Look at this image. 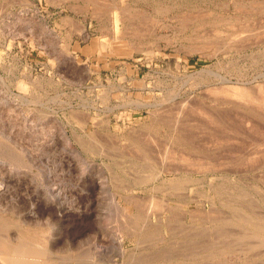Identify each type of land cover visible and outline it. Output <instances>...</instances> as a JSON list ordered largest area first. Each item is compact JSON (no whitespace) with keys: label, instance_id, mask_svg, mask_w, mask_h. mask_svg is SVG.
I'll use <instances>...</instances> for the list:
<instances>
[{"label":"rangeland","instance_id":"obj_1","mask_svg":"<svg viewBox=\"0 0 264 264\" xmlns=\"http://www.w3.org/2000/svg\"><path fill=\"white\" fill-rule=\"evenodd\" d=\"M263 31L264 0H0V264H264Z\"/></svg>","mask_w":264,"mask_h":264},{"label":"bare ground","instance_id":"obj_2","mask_svg":"<svg viewBox=\"0 0 264 264\" xmlns=\"http://www.w3.org/2000/svg\"><path fill=\"white\" fill-rule=\"evenodd\" d=\"M25 1H26V0H25ZM253 3H254V2H253ZM115 5H116V4H115ZM250 8H251V7H250ZM245 9H246V8H245ZM98 10H100V9H98ZM122 10H123V9H122ZM157 10H158V9H157ZM255 10H256V9H255ZM101 12H102V11H101ZM103 12H104V11H103ZM126 12H127V11H126ZM120 13H121V12H120ZM209 13H210V12H209ZM96 14H97V12H96ZM122 14H123V13H122ZM148 14H149V13H148ZM196 15H197V14H196ZM127 16H128V14H127ZM99 17H100V16H99ZM118 18H119V17H118ZM118 18H117V19H118ZM122 19H125V18L122 17ZM246 20H247V19H246ZM249 20H250V19H249ZM223 21H224V20H223ZM223 21H222V22H223ZM247 21H248V20H247ZM180 22H181V21H180ZM186 22H187V21H186ZM186 22H184V23H186ZM219 22H220V21H219ZM129 23H130V22H129ZM138 24H139V23H138ZM181 24H182V23H181ZM236 24H237V23H236ZM236 24H234V25H236ZM238 24H239V23H238ZM238 24H237V25H238ZM244 24H245V23H244ZM248 24H249V23H248ZM184 25H185V24H184ZM232 25H233V24H232ZM232 25H231V26H232ZM245 25H247V24H245ZM250 25H251V24H250ZM186 26H187V25H186ZM223 26H224V25H223ZM228 27H229V26H228ZM233 27H234V26H233ZM250 27H251V26H250ZM223 28H224V27H223ZM127 29H128V28H127ZM234 29H235V28H234ZM142 31H143V29H142ZM149 31H150V30H149ZM182 31H183V30H182ZM182 31H181V32H182ZM220 31H221V30H220ZM217 32H218V31H217ZM263 32H264V31H263ZM135 33H136V32H135ZM143 33H144V32H143ZM246 33H247V32H246ZM246 33H245V34H246ZM249 33H250V32H249ZM252 33H253V31H252ZM254 33H255V32H254ZM254 33H253V34H254ZM226 34L229 35V33H226ZM247 34H248V33H247ZM250 34H251V33H250ZM250 34H248L249 36L244 35V34H243V35H244V36H247V37H250V36H251ZM256 34H257V33H256ZM256 34H255V35H256ZM262 34H263V33H262ZM137 35H138V34H137ZM255 35H254V36H255ZM257 35H260V34H257ZM139 36H140V35H139ZM207 37H208V36H207ZM229 37H230V35H229ZM240 37H241V36H240ZM237 38H239V35H238ZM241 38H242V37H241ZM235 39H236V38H235ZM235 39H234V40H235ZM239 39H240V38H239ZM250 39H251V40L254 39L253 36H252V38H250ZM206 40H207V39H206ZM234 40H232V42H231L230 40H229V42L226 41V44H227V43H232V44L234 45L235 42H237V41H234ZM236 40H237V39H236ZM243 40H245V39H242V40H240L239 42H241V41L243 42ZM247 40H248V39H247ZM247 40H245L244 42L247 43ZM251 40H249L248 42H250ZM256 40H257V37H256ZM222 41H223V40H222ZM233 42H234V43H233ZM244 42H243V43H244ZM243 43H242V44H243ZM255 43H256V42H255ZM249 44H251V43H249ZM230 45H231V44H230ZM233 45H232V46H233ZM244 45H245V44H244ZM253 45H254V44H253ZM216 46H217V45H216ZM216 46L214 47V45H213L214 48H213V47H212V48L209 47V48H211L212 51H213V49H215V48L219 50V48H217V47H219V46H217V47H216ZM232 46H231V47H232ZM201 49H202V48H201ZM211 49H210L209 52H211ZM229 49H230V48H229ZM231 49H232V48H231ZM203 50H204V49H203ZM214 52H215V50L213 51V53H214ZM211 53H212V52H211ZM213 53H212V54H213ZM215 53H216V52H215ZM213 55H214V54H213ZM241 89H242V90H241ZM241 89H240V91L237 92L238 94H242V95H244V96H245V95H248L247 97L250 96V93H249L248 89H247V90H245L246 88H244V89L241 88ZM226 92H227V90H226ZM250 92H251V91H250ZM247 93H248V94H247ZM262 93H263V92H262ZM238 94H237V95H238ZM254 94H255V93H254ZM254 94H253V95H254ZM260 94H261V93H260ZM238 96H239V95H238ZM260 96H261V95H260ZM240 97H241V96H240ZM244 98H246V96H245ZM263 98H264V96H263ZM249 99H250V98H249ZM261 99H262V98H261ZM247 100H248V98H247ZM251 100H254V99L251 98ZM258 100H260V99H258ZM248 101H249V100H248ZM255 101H256V100H255ZM255 101H254V102H255ZM261 101H262V100H261ZM263 101H264V100H263ZM139 102H140V101H139ZM184 102H186V104H187V101H184ZM250 102H251V101H250ZM133 103H134V102H133ZM139 104H140V103H139ZM142 104H143V103H142ZM142 104H140V105L143 106ZM144 104H145V103H144ZM245 104H246V103H245ZM262 104H263V102H262ZM145 105H147V104H145ZM183 105H184V104H183ZM259 105H260V104H259ZM188 106H189V105H188ZM195 106H196V105H195ZM247 106H248V104H247ZM181 107H182V106H181ZM181 107H180V109H181ZM186 107H187V106H186ZM252 107H254V106H252ZM182 108H183V107H182ZM190 108H192V105L190 106ZM159 109H160V108H159ZM185 109L187 110V108H185ZM182 110H183V109H182ZM186 110H184V111H186ZM202 110H203V109H202ZM158 111H159V110H157V113H159ZM197 111H198V110H197ZM161 112H162V111H161ZM172 112H173V111H172ZM257 112H258V111H257ZM181 113H183V112H182V111H181L180 113L177 112V114H179V115H181ZM184 113H185V112H184ZM261 113H262V112H261ZM261 113H260V114H261ZM263 113H264V112H263ZM200 114H201V113H200ZM205 114H206V113H205ZM207 114H208V113H207ZM209 114H211V113H209ZM186 115H187V112H186ZM186 115H185V117H186ZM216 115H217V114H216ZM212 116H213V115H212ZM176 117H178V115H176ZM185 117H184V118H185ZM158 118H159V117H158ZM178 118H179V117H178ZM211 118H212V117H211ZM156 119H157V118H156ZM159 119H160V118H159ZM173 119H174V118H173ZM176 119H177V118H176ZM187 119H188V118H187ZM206 119H208V117H207ZM215 119H216V118H215ZM217 119H218V118H217ZM220 119H221V118H220ZM171 120H172V119H171ZM177 120H178V119H177ZM181 120H182V119H181ZM185 120H186V118H185ZM254 120H255V119H254ZM163 121H165V120H163ZM188 121H189V119H188ZM249 121H250V120H249ZM249 121H248V122H249ZM251 121H252V120H251ZM165 122H167V120H166ZM170 122H171V121H170ZM172 122H174V120H172ZM176 122H177V121H176ZM178 122H179V121H178ZM213 122H214V121H213ZM219 122H220V121H219ZM167 123H168V122H167ZM174 123H175V122H174ZM181 123H182V122H180V123H178V124H181ZM185 123H186V122H185ZM188 123H189V122H188ZM195 123H196V122H195ZM249 123H250V122H249ZM178 124H177V125H178ZM192 124H193V122H192ZM192 124H191V125H192ZM219 124L221 125V123H219ZM250 124H251V123H250ZM252 124H253V123H252ZM254 124H257V122L254 123ZM172 125H173V124H172ZM188 125H189V124H188ZM247 125H248V124H247ZM257 125L260 127L259 124H257ZM178 126H179V125H178ZM183 126H184V125H183ZM183 126H182V124H181V127H183ZM196 126H197V125H196ZM196 126H195V127H196ZM193 127H194V126H193ZM251 127H252V125H251ZM259 127H257V128H259ZM185 128H186V127H185ZM189 128H190V127H189ZM254 128H256V127H254ZM261 128H262V127H261ZM176 129H177V127H176ZM204 129H205V128H204ZM204 129H203V130H204ZM223 129H224V128H223ZM228 129H229V128H228ZM177 130H178V129H177ZM179 130H180V129H179ZM181 130H182V128H181ZM206 130H207V129H206ZM212 130H214V129H212ZM233 130H234V129H233ZM236 130H237V129H236ZM236 130H235V131H236ZM182 131H184V129H183ZM182 131H181V132H182ZM187 131H188V129H187ZM209 131H210V130H209ZM217 131H218V130H217ZM224 131H225V130H224ZM235 131H234V133H235ZM259 131H260V130H259ZM181 132H180V133H181ZM185 132H186V131H185ZM185 132H184V133H185ZM229 132H230V131H229ZM255 132H257V131H255ZM262 132H263V131H262ZM182 133H183V132H182ZM187 133H188V132H187ZM221 133H222V132H221ZM257 133H258V132H257ZM188 134H189V133H188ZM188 134H187V135H188ZM208 134H209V133H208ZM225 134H226V133H225ZM235 134H236V133H235ZM238 134H239V133H238ZM244 134H245V133H244ZM183 135H184V134H183ZM210 135H211V134H210ZM239 135H240V134H239ZM241 135H242V134H241ZM195 136H196V135H195ZM220 136H221V135H220ZM251 136H252V135H251ZM257 136H258V135H257ZM230 137H231V136H230ZM247 137H248V135H247ZM254 137H255V136H254ZM263 137H264V136H263ZM188 138H189V137H188ZM222 138H223V137H222ZM236 138H237V137H236ZM242 138H243V137H242ZM242 138H241V139H242ZM244 138H245V136H244ZM91 139H92V138H91ZM182 139H183V138H182ZM214 139H215V138H214ZM223 139H224V138H223ZM247 139H249V138H247ZM261 139H262V138H261ZM94 140H95V139H94ZM183 140H184V139H183ZM187 140H188V139H187ZM218 140H219V139H218ZM224 140H225V139H224ZM244 140H245V139H244ZM192 141H193V140H192ZM220 141H221V140H220ZM253 141H254V140H253ZM96 142H97V141H96ZM188 142H189V140H188ZM218 142H219V141H218ZM237 143H238V142H237ZM195 144H196V143H195ZM5 145H6V144H5ZM187 145H188V144H187ZM230 145H231V144H230ZM95 146H96V145H95ZM131 146H132V145H131ZM194 146H195V145H194ZM232 146H233V145H232ZM90 147H91V146H90ZM198 147H199V146H198ZM261 147H262V146H261ZM168 148H169V147H168ZM141 149H142V148H141ZM145 149H146V148H145ZM164 149H165V148H164ZM170 149H171V148H170ZM154 150H155V149H154ZM166 150H167V149H166ZM171 150H172V149H171ZM171 150H170V151H171ZM150 151H152V150H150ZM253 151H254V150H253ZM161 152H162V151H161ZM250 152H251V151H250ZM260 152H261V151H260ZM158 153H159V152H158ZM163 154H164V153H163ZM172 154H173V153H172ZM244 154H245V153H244ZM159 155H160V154H159ZM168 155H169V154H168ZM241 155H242V154H241ZM250 155H251V154H250ZM257 155H258V154H257ZM170 156H171V155H170ZM237 156H238V155H237ZM262 156H263V154H262ZM14 157H15V156H14ZM140 157H141V156H140ZM145 157H146V156H145ZM164 157H165V156H164ZM235 157H236V156H235ZM239 157H240V155H239ZM239 157H237V158H239ZM252 157H253V156H252ZM170 158H171V157H170ZM189 158H190V157H189ZM189 158H188V159H189ZM246 158H247V157H246ZM246 158H245V159H246ZM254 158H255V157H254ZM141 159H142V158H141ZM168 159H169V158H167V160H168ZM234 159H235V158H234ZM263 159H264V158H263ZM165 160H166V158H165ZM165 160L163 159L162 162L165 161ZM167 160H166V161H167ZM183 160H184V159H183ZM189 160H191V159H189ZM189 160H187V161H189ZM194 160H196V158H195ZM197 160H198V159H197ZM166 161H165V162H166ZM168 161H169V160H168ZM171 161H172V160H171ZM173 161H174V160H173ZM208 161H209V160H208ZM210 161H211V159H210ZM210 161H209V162H210ZM212 161H213V160H212ZM235 161H237V159H236ZM239 161H240V160H239ZM156 162H157V161H156ZM177 162H178V161H177ZM179 162H180V161H179ZM202 162H203V161H202ZM230 162L232 163V161H230ZM192 163H193V162H192ZM195 163H196V162H195ZM205 163H206V161H205ZM210 163H211V162H210ZM169 164H170V163H169ZM164 165H165V164H164ZM202 165H203V163H202ZM206 165H208V164H206ZM257 165H258V164H257ZM198 166H199V165H198ZM200 166H201V165H200ZM202 167H203V166H202ZM202 167H201V168H202ZM205 167H206V166H205ZM209 167H210V166H209ZM184 168H185V167H184ZM192 168H193V167H192ZM192 168H191V169H192ZM210 168H211V167H210ZM171 169H172V168H171ZM196 169H198V168H196ZM206 169H207V167H206ZM206 169H205V170H206ZM209 170H210V169H209ZM185 171H186V170H185ZM140 182H141V181H140ZM175 183H176V182H175ZM173 186H174V185H173ZM173 186H172V187H173ZM179 189H180V188H179ZM175 191H176V190H175ZM153 196H154V195H153ZM151 197H152V196H151ZM137 198H138V197H137ZM152 198H153V197H152ZM150 199H151V198H150ZM159 199H161V198H159ZM152 200H153V199H152ZM155 200H156V199H154V201H155ZM147 201H148V200H147ZM227 201H228V200H227ZM151 202H152V201H150V203H151ZM163 202H164V201H163ZM154 203H155V202H154ZM154 203H153V204H154ZM133 204H134V203H133ZM146 204H147V203H146ZM148 204H149V203H148ZM153 204H152V206L154 207ZM161 205H164V204H161ZM161 205H160V203H158V202L155 204L156 207H161ZM168 205H169V204H168ZM176 205H177V204H176ZM147 206H148V205H147ZM165 206H166V205H165ZM150 207H151V206H150ZM150 207H149V208H150ZM162 207H163V206H162ZM162 207H161V208H162ZM166 207H169V206H166ZM172 207H173V206H172ZM174 207H175V206H174ZM234 207H235V206H234ZM143 208H144V207H143ZM176 208H177V207H176ZM178 208H179V207H178ZM231 208H232V207H231ZM153 209H155V208H153ZM169 209H170V208H169ZM172 209H173V208H172ZM142 210H143V209H142ZM158 210H159V208H158ZM161 210H162V209H160V211H161ZM167 210H168V209H167ZM237 210H238V209H237ZM154 211L156 212V210H154ZM238 211H239V210H238ZM147 212H148V210H147ZM150 212H151V211H150ZM193 212H194V211H193ZM193 212H192V213H193ZM234 212H235V211H234ZM172 213H173V212H172ZM239 213H241V212H239ZM243 213H244V212H243ZM254 213H255V212H254ZM256 213H257V212H256ZM141 214H142V213H141ZM147 214H148V213H147ZM147 214H146V215H147ZM174 214H175V213H174ZM180 214H182V213H180ZM197 214H198V213H197ZM130 215H131V214H130ZM175 215H176V214H175ZM242 215H243V214H242ZM173 216H174V215H173ZM193 216H194V215H193ZM212 216H214V215H212ZM249 216H250V215H249ZM249 216L246 215V218H250V220L253 219L251 216H250V217H249ZM178 217H179V216H178ZM199 217H200V216H199ZM207 217H208V216H207ZM218 217H219V216H218ZM221 217H222V216H221ZM237 217H240V216H237ZM241 217H242V216H241ZM241 217H240V218H241ZM243 217H244V216H243ZM243 217H242V218H243ZM168 218H169V217H168ZM202 218H203V217H202ZM211 218H212V217H211ZM211 218H210V219H211ZM228 218H229V217H228ZM228 218H227V219H228ZM244 218H245V217H244ZM244 218H243V219H244ZM246 218H245V220H248V219H246ZM230 219H231V218H230ZM236 219H237V218H236ZM131 220H133V219H131ZM238 220H239V218H238ZM250 220H249V221H250ZM147 221H148V220H147ZM163 221H164V220H163ZM229 221H230V220H229ZM243 221H244V220H243ZM251 221H252V220H251ZM251 221H250V222H251ZM129 222H130V221H129ZM155 222H156V221H155ZM160 222H161V221H160ZM164 223H166V221H164ZM167 223H168V222H167ZM173 223H174V222H173ZM229 223H230V222H229ZM255 223H256V222H255ZM262 223H263V222H262ZM131 224H132V223H131ZM136 224H137V222H136ZM153 224H154V223H153ZM155 224H156V223H155ZM245 224H246V222H245ZM250 224H251V223H250ZM258 224H259V223H256V225H258ZM263 224H264V223H263ZM129 225H130V224H129ZM141 225H142V224H141ZM252 225H253V223H252ZM256 225H255V227H257ZM156 227H157V226H156ZM165 227H166V226H165ZM167 227H168V226H167ZM252 227H254V226H252ZM255 227H254L253 229H256ZM262 227H263V225L261 224V229H262ZM257 228H259V227H257ZM251 229H252V228H251ZM251 229H250V230H251ZM253 229H252V230H253ZM263 229H264V228H263ZM132 230H133V229H132ZM138 230H140V229H138ZM259 230H260V228H259ZM155 231H156V230H155ZM160 231H161V230H160ZM129 232H130V231H129ZM249 232H250V231H249ZM249 232H248V234L252 233V231H251L250 233H249ZM253 233H254V231H253ZM257 233H258V237H260L259 231H258ZM196 234H197V232H196ZM24 235H25V234H24ZM246 235H247V234H246ZM246 235H245V236H246ZM250 235H251V234H250ZM252 235L254 236V235H256V233H255V234H252ZM253 236H252V237H253ZM256 236H257V235H256ZM263 236H264V235H263ZM263 236H261V237H263ZM258 237H257V238H258ZM261 237H260V238H261ZM23 238H24V237H23ZM239 238H240V237H239ZM246 238H247V237H246ZM263 238H264V237H263ZM0 240H1V239H0ZM260 241H261V243L264 245V239H263V240H260ZM262 241H263V242H262ZM4 242L6 243V241H4ZM29 242H30V241H29ZM257 242H258V241H257ZM1 245H2V244H1ZM1 245H0V248H1ZM3 245H4V243H3ZM252 245H254V243H253ZM256 246H257V245H256ZM261 246H262V245H261ZM254 247H255V246H254ZM255 248H256V247H255ZM75 249H76V248H75ZM221 249H222V248H221ZM182 250H183V249H182ZM216 251H217V250H216ZM218 251H219V250H218ZM3 252H6V251H3ZM3 252L0 251V253H3ZM11 252H13V251H11ZM31 252H32V251H31ZM183 252H184V251H183ZM191 252H192V251H191ZM21 254H26V253L21 252ZM177 254H178V253H177ZM181 254H183V253H181ZM21 256H23V255H21ZM21 256H16L15 259H16L17 261H14V262L11 261V262H8V264H24L22 260L25 259V256H24V257H21ZM180 256H181V255H180ZM182 256H183V255H182ZM159 257H160V256H159ZM12 260H13V259H12ZM145 260H146V259H145ZM9 261H10V260H9ZM19 261H22V262L19 263ZM155 263H156V262H155ZM104 264H105V263H104ZM109 264H110V263H109ZM112 264H113V263H112ZM114 264H115V263H114Z\"/></svg>","mask_w":264,"mask_h":264}]
</instances>
